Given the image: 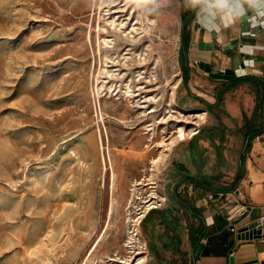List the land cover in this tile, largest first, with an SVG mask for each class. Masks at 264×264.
I'll return each mask as SVG.
<instances>
[{
    "label": "rangeland",
    "instance_id": "obj_1",
    "mask_svg": "<svg viewBox=\"0 0 264 264\" xmlns=\"http://www.w3.org/2000/svg\"><path fill=\"white\" fill-rule=\"evenodd\" d=\"M197 1L0 0V264L154 263L144 214L186 133L215 126L235 153L252 117L238 87L215 106L182 89L181 16Z\"/></svg>",
    "mask_w": 264,
    "mask_h": 264
},
{
    "label": "crops",
    "instance_id": "obj_2",
    "mask_svg": "<svg viewBox=\"0 0 264 264\" xmlns=\"http://www.w3.org/2000/svg\"><path fill=\"white\" fill-rule=\"evenodd\" d=\"M218 5L219 0H198L187 9L178 44L182 89L215 106L221 92L238 87L249 96L252 117L241 127L235 153L228 152L222 134L216 142L209 132L215 126L202 132L191 149L190 140L205 127L191 130L186 150L177 156L179 166H171L172 175L164 181L163 188L170 190L162 194L166 200L160 209L152 207L144 222L153 264H229L230 259L232 264H264V237H239L241 228L264 221V5L253 10L245 4V12L235 18ZM198 119L189 123L197 125ZM213 156L225 157L229 169L208 167ZM198 171L197 185L191 178Z\"/></svg>",
    "mask_w": 264,
    "mask_h": 264
},
{
    "label": "clouds",
    "instance_id": "obj_3",
    "mask_svg": "<svg viewBox=\"0 0 264 264\" xmlns=\"http://www.w3.org/2000/svg\"><path fill=\"white\" fill-rule=\"evenodd\" d=\"M245 4L255 10L258 5H264V0H219L218 7L225 10L231 18H235L245 12ZM260 14L264 15V11Z\"/></svg>",
    "mask_w": 264,
    "mask_h": 264
},
{
    "label": "bare ground",
    "instance_id": "obj_4",
    "mask_svg": "<svg viewBox=\"0 0 264 264\" xmlns=\"http://www.w3.org/2000/svg\"><path fill=\"white\" fill-rule=\"evenodd\" d=\"M147 10V9H146ZM147 14V13H146ZM144 15V14H143ZM148 16V15H147ZM158 43V42H157ZM152 46V45H151ZM154 46V45H153ZM154 49V48H153ZM156 56V55H155ZM156 78H153V80H155ZM150 112H154V109H151L150 110ZM189 122H191V121H187V123H189ZM192 123V122H191ZM193 132L190 130L189 132H187L186 134L187 135H190V134H192ZM103 148H104V146H103ZM104 161H106V158H104ZM105 168H106V165H105ZM139 183V181H136L135 182V184H138ZM158 200H162V198H160V199H158ZM148 201V200H147ZM144 202H146V201H144ZM154 202V201H153ZM152 202V203H153ZM152 207H154V206H149L148 208H146V211H148L149 209H151ZM145 211V212H146ZM143 214H141V216H142ZM131 233H132V238H133V241H129V244H127L126 246L127 247H129V248H131V247H133L134 249H135V251L133 250L132 252H134L135 253V255L136 254H141V252H143V251H141V250H137V249H139V248H142V247H139V243L141 244V243H144L143 242V239H142V236L139 234V230H138V228H134V229H132V231H131ZM131 239V238H130ZM134 239H135V241H134ZM132 242H134V243H132ZM146 248V247H145ZM142 259H143V256H138V259L136 260V261H134V264H138L139 262H141L142 261ZM112 261H114V259H112ZM118 262L119 263H122V264H132L133 262H132V260H128V261H124V260H121V259H119L118 260Z\"/></svg>",
    "mask_w": 264,
    "mask_h": 264
},
{
    "label": "trees",
    "instance_id": "obj_5",
    "mask_svg": "<svg viewBox=\"0 0 264 264\" xmlns=\"http://www.w3.org/2000/svg\"><path fill=\"white\" fill-rule=\"evenodd\" d=\"M181 17H182V25L184 26L186 24V22L188 21L187 13L183 12ZM186 51H187V45H185L184 41H183V45L181 46V54L184 56L186 54ZM221 94H222V92L218 95L217 102L220 101ZM206 130H207L206 128H203L201 130V132H197L195 134V136L192 137V139L190 140V143H189L191 149H194V147H196L198 137L200 136V134L202 132H206ZM201 179H202V176H201L200 171H198V173L196 175L192 176V178H191V180L193 182H195V184H197V185H198V183L200 182Z\"/></svg>",
    "mask_w": 264,
    "mask_h": 264
},
{
    "label": "water",
    "instance_id": "obj_6",
    "mask_svg": "<svg viewBox=\"0 0 264 264\" xmlns=\"http://www.w3.org/2000/svg\"><path fill=\"white\" fill-rule=\"evenodd\" d=\"M264 226V224H263ZM240 232H243V234H239L240 238L245 239H257L264 237V231L262 227H255V224H250L249 226H245L239 230ZM232 264V261L230 259V263Z\"/></svg>",
    "mask_w": 264,
    "mask_h": 264
},
{
    "label": "built area",
    "instance_id": "obj_7",
    "mask_svg": "<svg viewBox=\"0 0 264 264\" xmlns=\"http://www.w3.org/2000/svg\"><path fill=\"white\" fill-rule=\"evenodd\" d=\"M263 224H264V221H259V222L255 223V227H262V229H263V231H264V226H263ZM232 229H233V228H232Z\"/></svg>",
    "mask_w": 264,
    "mask_h": 264
},
{
    "label": "snow or ice",
    "instance_id": "obj_8",
    "mask_svg": "<svg viewBox=\"0 0 264 264\" xmlns=\"http://www.w3.org/2000/svg\"><path fill=\"white\" fill-rule=\"evenodd\" d=\"M181 138H183V136L181 135Z\"/></svg>",
    "mask_w": 264,
    "mask_h": 264
}]
</instances>
